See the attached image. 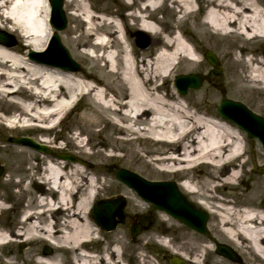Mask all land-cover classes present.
<instances>
[{
  "label": "bare ground",
  "instance_id": "6f19581e",
  "mask_svg": "<svg viewBox=\"0 0 264 264\" xmlns=\"http://www.w3.org/2000/svg\"><path fill=\"white\" fill-rule=\"evenodd\" d=\"M76 1L79 7L74 14L87 27L68 40L75 43L76 50L85 47L83 54L93 60L96 68L93 72H73L22 55L24 44L32 50L43 49L53 31L48 22L47 0H10L32 6L25 10L27 18L19 23L10 16L0 19L1 27L6 22L13 23L9 30L17 31L25 41L19 48L0 41V117L3 118L4 104L16 112L14 119L5 123L8 129L40 131L36 124L44 123L53 127L56 121L63 123L66 115L73 113L78 99L90 96L94 101L71 128L79 130L73 140L76 162L59 158L55 151L36 149L24 158L28 149L20 148L15 153L21 156L18 171L27 174L28 180L0 178V214L11 209L6 204L11 196L20 207L12 225L0 220V250L9 248L1 264H127L122 249L128 250L129 246L123 243L124 237L107 233L108 238L87 209L103 189L112 186L122 190L114 194L129 199L138 196L122 181L112 177L109 180L101 169L105 160L126 161L129 156L149 164L158 176L181 180V189L210 212L209 243L194 242L197 237L191 233V244L175 246L188 262L202 264L210 254V264H230L216 250L217 244L225 243L243 257L244 264H264V174H249L244 135L236 124L218 113L195 107L193 102L210 103L218 96L211 87L193 98L175 85L167 90L170 77L176 73L209 69L195 33L211 37L221 51L225 81L231 89L250 87L264 99V53L256 46L264 40V3L144 0L140 6V0H121L117 11L110 12L109 7L107 10L123 15V10L133 7L130 16L139 21L140 29L163 36L155 37V48L138 51L128 39L126 24L117 16L96 14L86 0ZM1 3L2 7L5 3L10 7L9 0ZM196 3L208 8L204 18L196 17ZM160 9L177 13L179 23L191 20V32L163 34L158 20H150L156 19ZM105 24L111 30L106 31L107 35H98V29ZM243 41L252 43L246 45ZM86 47H92L88 48L91 51ZM100 61L104 64L100 65ZM94 127H98L99 139L90 135L92 150L87 148L90 141L85 142L82 135L92 133ZM34 140L59 152L65 149L63 144L52 145L53 139L48 136ZM262 153L260 149L254 151L259 161L264 157ZM39 154L42 158L31 165L27 159ZM28 163L29 167L22 168ZM11 170L17 171L15 167ZM250 178L252 189L244 190L242 183ZM13 187L18 188L15 193L10 191ZM140 199L138 196L139 202ZM161 216L156 232L177 228L168 213ZM161 239L163 244H170L164 237ZM19 244L27 249L22 254L14 250ZM38 245L51 247V252L46 253ZM181 247L187 249L180 250ZM139 264L154 263L143 258Z\"/></svg>",
  "mask_w": 264,
  "mask_h": 264
},
{
  "label": "rangeland",
  "instance_id": "374dc122",
  "mask_svg": "<svg viewBox=\"0 0 264 264\" xmlns=\"http://www.w3.org/2000/svg\"><path fill=\"white\" fill-rule=\"evenodd\" d=\"M121 0H86L87 5L91 7L92 11L96 14H100L102 15L103 13L107 14V16H110V14L112 16H116V13H110V12H115L117 11L120 7H121ZM262 3H264V0H260ZM198 10L196 13V17L197 18H202L203 14L205 12V6H203V4H198ZM79 7L78 6V2L76 0H72L71 2H69L68 4H65V9L67 12V17H68V26L67 28L61 32V38H62V42L63 44L70 50L72 56L74 57V59L76 61H78L81 64V71H89V72H93L96 70V68L94 67V62L93 60H91L90 58H88L87 56H85L83 54V51L85 50V47H80L78 50L75 49L74 45L75 43L70 42L68 39L69 37H76L78 35H80L83 31H85L87 24H85L84 22L81 23V18L79 16H76L74 14L75 11H77L75 8ZM109 7L110 12L107 10ZM0 10H1V6H0ZM151 11V10H150ZM124 14L123 15H117V18L119 17L120 19L123 17H126V20H124V23L126 24L127 27V35H128V39L131 42V44L133 45V47L135 49H137L139 51L140 48H143L141 46H139L136 42L137 36L135 34V32H138L143 38L144 40H148L147 44L148 46L143 48L144 51H148L152 48H155L157 45H153V41H155V37H163L161 36L162 34L160 33L159 35H154L150 32H147L145 30H141L139 28V21L135 20L133 17H130V9L129 7L126 8L125 10H123ZM147 14V12H146ZM79 17V18H77ZM118 18V19H119ZM152 21H154L155 23H157V26L159 29H161L162 33H166V34H174L175 31L177 30H183L184 33H190V21H186L185 23H179L178 21V15L177 13H175L174 11H170V10H164V9H160L157 10L156 13V19H154L153 17L151 18ZM159 20L162 21V23H159ZM121 21V20H120ZM125 26V25H124ZM101 28L98 29V35L101 34H107V32H109L111 30V27L108 24H105L104 26H100ZM0 28L10 32L13 36H14V40H15V44H13V46L19 48L21 46L22 43H25L24 39L19 35V33L16 31H11L8 28V25L6 26H0ZM73 30L72 33H70L69 31ZM107 31V32H106ZM193 33V32H192ZM132 34V35H131ZM97 35V36H98ZM195 40L198 42V44L201 46V48L203 50H200L201 53H205V51L207 49L212 50L217 56H218V60H219V67L221 69V73L219 74H215L213 72V66L209 63V69L208 70H204L203 72H201L202 74H204L206 76V79L204 80L202 86L200 89H190L189 92L187 93V95L189 96H193L197 95V94H201L203 91H205L206 89H210V87L216 91L218 94V96L212 100V102L208 103L206 101L203 102H199L196 103L193 102L194 105H196L195 107L198 108H205L207 110H212L215 113H218V104L221 101V98H230V99H234L237 101H241L242 103H244L246 106H248L249 108H251L253 111L261 114L264 116V99L262 98V96L257 92L254 91L252 88L250 87H244V88H239L237 90H233L231 89L226 81H225V67H224V62L221 59V51L218 50L215 45L213 44V40L211 39V37H207L204 35H198L195 34ZM95 39V38H94ZM92 39V41L94 40ZM154 39V40H153ZM226 42V41H224ZM207 43H209V45L207 46ZM243 44L246 45H250V43L252 42H246L243 41ZM115 44H117V40L115 42ZM263 45H264V40H262L260 43H258L256 46L259 48V51L263 52ZM92 49V47H86L87 50ZM115 48V45H114ZM30 49L29 46L24 44V47L21 49L22 51V55L27 56V52ZM240 49H238L239 51ZM91 51V50H89ZM101 52V51H100ZM247 55V54H245ZM207 62V60H206ZM100 65L104 64V61H100L99 62ZM201 69H197L194 72H200ZM211 71V74L209 73ZM184 73V72H183ZM182 74L181 72L176 73L175 75L171 76L168 83H167V90H169L172 85H173V80L174 78L179 75ZM162 82V81H161ZM90 105H94V101L91 99V97L89 96L84 97L83 99H81L77 105V107L75 108V110L73 111V113L68 114L66 116V118L64 119L65 121L61 124V128L59 130H57V135L54 137L52 133L48 132H44V131H39L36 129H28V130H24V131H18V130H10L8 129L5 124H3V118L0 117V148H5L3 150V154L0 157V164L3 165L4 167V171L9 167V169L11 170L13 168V165L17 164V158H15V153H17V149H19V147H15L14 145H10L8 143V138L12 135H18V134H33V136H35L36 138H40V137H44V136H48L50 138L53 139V142L55 143V145L60 144L61 140H63V144L65 145V148L67 151H69L70 153H74V151H77V148L74 146L73 144V140H74V136L75 134H77V129L72 130L71 128L78 122H80V120L82 119V113L87 111V108ZM3 109L6 111H9L10 108L7 106V104L3 105ZM195 109V108H194ZM105 123L102 124V126H104ZM74 129V128H73ZM238 129H240L238 127ZM242 134L244 135L245 139H246V143H247V149H248V154L246 155L247 158H249V166H248V172L249 174H253V175H257V174H264V157L261 161H259V159L256 158L254 151L256 149V151H260L262 150L264 152V147L262 145V143L260 142V140L258 138H251L249 137V135L247 134V132L243 129H240ZM97 131H98V127H94L92 130V133H83L82 135V139L87 142H89V145L87 146L88 149H92L94 150L92 147V142L90 140V135L94 136L95 139H99L98 135H97ZM60 142V143H59ZM105 148V147H102ZM117 152L124 154L125 151L123 150H118ZM27 153V152H26ZM25 153V154H26ZM263 154V153H262ZM28 154H26L27 156ZM264 156V154H263ZM31 157V156H30ZM32 159L34 160V155H32ZM254 160V161H253ZM258 162V164H255V162ZM30 161L32 162V160L30 159ZM17 166V165H16ZM253 166H255L256 168L253 170ZM126 168L129 169L133 172L138 173L141 176L146 177L147 179H167V177H161L156 175V173L153 172V169L151 168V166L149 164H146L144 161L142 160H138L136 158V156H129L128 159L122 160V159H108L105 160V163L102 164L101 169L102 171H104L106 173V175L108 176L109 180H112L111 177L113 179H116L114 176L116 171L119 170L120 168ZM9 170V171H10ZM200 170V169H198ZM8 171V174L10 173ZM198 175H200V172L198 171V173H196ZM110 175V176H109ZM4 176L1 175L0 177ZM170 179H172V177H168ZM247 179H249L248 176H246ZM174 181L177 182V179L175 176H173ZM252 181L253 179L250 178V181H244L242 183V188L244 190H249L252 189ZM18 188L17 187H13L11 191V193H15V191H17ZM121 190V187L116 188L115 186L109 187V188H105L103 189V191L100 194V197H107V196H111L114 197L116 196V194H114V192H119ZM2 193L7 194L4 190H2ZM123 197V196H122ZM125 200H126V207H125V212H127L130 216H134L136 214H141V213H146V212H151L153 214V216L157 218V221L155 223V228L150 231H146L144 233H142L141 235H139L138 237L133 238L131 236V232H130V225L129 223H125L123 225H120V227L117 229V231H113L114 234H118V235H122L124 237V244H128V250H125V248L123 247V252L125 251V254H123L124 258H126V263L128 264H139L140 261H143V258H145L147 261H151L154 264H169V260H170V256L171 254H178V252L175 253V246H179L182 243L184 244V246L191 244V242H193V237L192 234L195 235L197 237V239L194 241L198 244L205 242L209 243V237H205L204 235L198 233L197 231H193L190 227H188L187 225H182L181 221L178 219H174L172 218L171 221L172 223H175V226H177V228H173L170 229L169 231L166 232H156V226L159 223V219L162 217L161 214L159 213V211L150 208L149 204L147 202H143L140 199V202L138 200V196H136L135 198L129 199L126 198L124 196ZM16 198L14 196H11V199L6 202V204L10 207H12V210L10 212H7L5 215V212H3L2 214H0V220L4 221L7 225H12L13 222L16 221V214H17V210L19 209V207L15 205L16 202ZM133 201L136 205V207H133V203L131 202ZM197 204V203H196ZM198 205V204H197ZM4 217H7V219H5ZM137 221V218H136ZM208 229L210 232V217L208 219ZM179 225H182L181 227ZM107 237L109 238L110 235L107 234ZM162 237H164L166 239V241H168L170 244H163L162 241ZM106 238V239H108ZM161 240V241H160ZM173 244V245H171ZM39 246V245H38ZM45 245H40V249L43 250ZM102 248V247H100ZM9 248H3V250H0V264L3 263V255L5 254L6 250ZM98 249V248H97ZM187 248H183L181 247L180 250H184ZM15 252L17 254H22L24 251H26L27 249L24 247L22 249V251H19V245H17L16 248H14ZM222 255V254H221ZM68 256V254L66 255V257ZM165 258V260H163V258ZM227 261L230 264H244L243 263V257H241V262H237V261H233L230 258H228L227 256H225ZM183 264H192L190 262H188V260H186ZM202 264H210V254L207 255L205 257V260Z\"/></svg>",
  "mask_w": 264,
  "mask_h": 264
},
{
  "label": "water",
  "instance_id": "95a60500",
  "mask_svg": "<svg viewBox=\"0 0 264 264\" xmlns=\"http://www.w3.org/2000/svg\"><path fill=\"white\" fill-rule=\"evenodd\" d=\"M53 11L51 23L58 29L62 30L67 25V19L65 11L63 9V0H50ZM0 41L12 44L8 34L4 31H0ZM139 43L143 44L142 38H139ZM31 55L36 56L41 62L50 63L53 65H59L70 70H79L80 65L76 62L68 49L62 44L58 32H55L49 48L44 52H31ZM209 60L214 66H217V57L213 52L208 53ZM216 73H220V70H215ZM204 77L200 74H189L179 76L176 80V85L180 91L186 93L189 87L200 88ZM220 112L225 117H230L237 121L240 126L247 129L251 136H258L264 144V118L253 113L245 106L238 102H232L224 100L220 107ZM13 141H22L23 143H30L40 149H45L44 145L34 142L30 138H21L19 140L13 139ZM63 158L74 159L72 155L62 154ZM118 177L128 183L130 186L137 189V191L149 201H153L158 207L164 208L173 214L175 217L182 219L186 224L198 229L199 231L207 234L206 222L208 220V213L200 208H196L195 205L188 201L186 196L180 192L176 184L173 182H153L148 181L141 176L130 172L125 169H121L118 172ZM123 206L124 200L118 199L115 203L102 201L98 204L94 215L99 223L108 229L116 227L118 221L117 217L123 221ZM154 219H147L142 217L138 227L132 229V234L137 235L141 231L149 229L153 224ZM219 252L229 256L233 260L240 261L239 256L227 245L219 244ZM46 252H50L51 249H45ZM183 260L174 256L170 264H182Z\"/></svg>",
  "mask_w": 264,
  "mask_h": 264
},
{
  "label": "flooded vegetation",
  "instance_id": "af4514ba",
  "mask_svg": "<svg viewBox=\"0 0 264 264\" xmlns=\"http://www.w3.org/2000/svg\"><path fill=\"white\" fill-rule=\"evenodd\" d=\"M116 1H117V0H116ZM18 147H19V149H20V148H26V149H28V151H27L26 154H28L29 151H33V150H31L29 147H26V146H18ZM26 154H24V158L27 157ZM20 157H21V156H17V155H15V158H17V160H20ZM28 157H29V156H28ZM30 159L32 160V156L29 157V158L27 159V160L29 161V163H31V165H32V162L30 161ZM18 163H19V162L17 161V164L13 165V167H15V168L17 169L16 172L10 170L9 167L4 171V167H3V165H2V167H3L2 175L4 174V176H2V177H12L14 180H22V179L27 178V176H26L27 174H25L24 172L18 171ZM29 163L26 164V165H24L22 168L29 167V166H30ZM16 165H17V166H16ZM9 170H10V171H9ZM8 171L10 172L9 174H8ZM0 178H1V177H0ZM26 180H28V178H27ZM106 198L108 199V198H113V197H111V196H107ZM126 222L129 223V225H131L132 223H136V215H134V216H130V215L127 213V214H126ZM105 232H106V231H105Z\"/></svg>",
  "mask_w": 264,
  "mask_h": 264
},
{
  "label": "clouds",
  "instance_id": "9594fccd",
  "mask_svg": "<svg viewBox=\"0 0 264 264\" xmlns=\"http://www.w3.org/2000/svg\"><path fill=\"white\" fill-rule=\"evenodd\" d=\"M31 7H32L31 5L20 4V3H10V7H9V4L5 3L3 5V14L5 16L13 17L17 21V23H19L27 18V14L25 10Z\"/></svg>",
  "mask_w": 264,
  "mask_h": 264
}]
</instances>
